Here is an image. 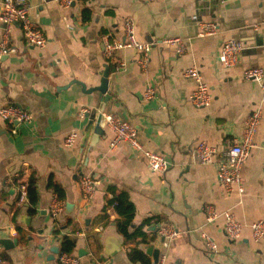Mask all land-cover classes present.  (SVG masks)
Here are the masks:
<instances>
[{
	"label": "crops",
	"instance_id": "0c3cea01",
	"mask_svg": "<svg viewBox=\"0 0 264 264\" xmlns=\"http://www.w3.org/2000/svg\"><path fill=\"white\" fill-rule=\"evenodd\" d=\"M27 1L47 42L43 48L28 44L15 24V51L0 61V107L17 104L34 116L14 126L15 132L0 116L3 264H61L65 235L76 239L73 254L82 264H144L129 252L137 248L147 261L154 260L149 248L154 244L159 250L158 229L166 224L181 231L170 243L167 264H264V237L255 241L251 228L264 219V92L259 82L243 76L245 69L264 68V0H77L70 7L59 0ZM128 17L140 41L155 42L146 70L134 48L105 55L103 35L110 32L124 40ZM202 21L215 22L219 32L201 35ZM3 34L0 21V40ZM168 38H182L186 50L178 53L176 45L162 42ZM230 38L245 48L236 66L225 67L218 57ZM193 66L212 93L206 107L191 100L197 82L185 71ZM106 68L108 96L93 89L101 85ZM148 87L156 94L145 100ZM258 106L257 146L242 168L245 194L228 193L217 177L218 162L222 151L242 138L245 122ZM82 109L113 113L137 126L144 147L163 154L171 166L153 172L145 155L126 142L112 148L114 133L106 124L93 143L100 125L97 116H81ZM72 131L79 135L67 147L65 137ZM201 141L217 149L213 163L197 159L194 150ZM82 174L97 181L90 202L83 200L79 187ZM51 178L65 195L64 211L56 219L50 213L56 193ZM31 180L37 200L20 204L17 185ZM116 196L126 197L135 208L129 237L119 230L121 217L110 205ZM210 207L219 214L212 221ZM228 209L244 224L238 240L224 230ZM202 231L215 238L218 250L206 248ZM106 242L108 249L119 244L120 251L106 255Z\"/></svg>",
	"mask_w": 264,
	"mask_h": 264
},
{
	"label": "built area",
	"instance_id": "2783aa9c",
	"mask_svg": "<svg viewBox=\"0 0 264 264\" xmlns=\"http://www.w3.org/2000/svg\"><path fill=\"white\" fill-rule=\"evenodd\" d=\"M77 0H59L63 7H70ZM0 21L4 26V34L0 40V61L5 56L15 51L11 45V31L15 24H19L22 28L23 36L28 44L43 48L46 45L47 37L44 32L36 26L31 15V5L27 0H2L0 10ZM259 25V24H258ZM125 39L116 40L110 32L103 35L104 52L107 58L119 49L134 48L140 52L138 63L143 70H146L151 57V49L155 42L140 41L137 38L135 24L132 18H126L124 22ZM219 32L218 25L212 21L200 22L201 35H214ZM162 42H167L176 45L178 53H183L186 46L182 38H168ZM244 43L235 38L227 39L222 46L219 54V61L225 67L236 66L240 62L241 54L244 50ZM125 64L120 63L119 67ZM185 75L194 78L197 86L191 95L193 104L197 107H206L212 101V93L209 85L203 80L199 69L196 66L190 67L185 71ZM243 76L247 80H255L259 82L262 91L264 92V68L251 67L245 69ZM156 91L153 87H148L144 93V99L153 98ZM89 112L88 109H82L81 116H85ZM106 126L114 133V138L111 142V147L116 146L121 142H126L130 148L137 152H141L147 159V164L150 170L157 173L166 172L171 166V161L163 154L149 150L144 147L139 138V129L127 120L121 119L113 113L102 112ZM0 116L13 127L21 122H31L34 119L33 114L17 104H6L0 107ZM262 117V108L258 106L248 116L245 122V130L242 138L235 143L229 145L222 151V158L217 165V177L222 188L231 193L237 191L240 196L245 194V186L242 177V168L249 157L251 151L257 146L255 135L258 131ZM79 133L72 131L65 137V145L73 147L76 143ZM264 147V143H263ZM194 153L197 159L205 164L213 163L217 149L205 141L197 144ZM29 183L20 182L17 185L18 202L20 204L29 201ZM79 187L82 192L83 200L90 202L97 192V181L91 175L82 174L79 178ZM65 201L59 198L57 193H54L50 204L51 216L56 219L60 213L64 211ZM208 220H215L219 214L214 212L211 207L208 209ZM225 216L224 230L227 236L232 240H238L242 237L244 224L239 221L230 209L223 212ZM253 238L255 241H260L264 237V219H258L251 224ZM181 231L171 225H163L158 229V237L164 238L160 242L159 254L156 260H152L149 264H167L169 257L170 243L179 236ZM76 234H82L77 231ZM201 237L205 242L206 248L209 251L218 250V244L215 238L206 232H201ZM4 246L0 243V264L4 263L3 258ZM59 261L61 264H82L80 256L69 253L60 252Z\"/></svg>",
	"mask_w": 264,
	"mask_h": 264
},
{
	"label": "trees",
	"instance_id": "16d2710c",
	"mask_svg": "<svg viewBox=\"0 0 264 264\" xmlns=\"http://www.w3.org/2000/svg\"><path fill=\"white\" fill-rule=\"evenodd\" d=\"M49 186L58 194L59 198L62 199L65 197V195L63 194L64 191L61 188V186L57 182H55L52 178L49 181ZM28 191H29L30 202L35 203L37 200V195H36L35 184L34 181L32 180L29 182ZM110 205L115 207V209L117 210V212L121 217L118 221L119 230L123 232V234H126L129 237L128 226L135 212L134 205L130 201H128L126 197H122V196H116L112 198L110 200ZM60 247H61V252H69L73 254V250L76 247V239L70 235H65L60 240ZM129 255H131L133 259L135 260L138 259L144 264H149L151 262V261L150 262L147 261L142 251L137 248L131 249Z\"/></svg>",
	"mask_w": 264,
	"mask_h": 264
},
{
	"label": "water",
	"instance_id": "95a60500",
	"mask_svg": "<svg viewBox=\"0 0 264 264\" xmlns=\"http://www.w3.org/2000/svg\"><path fill=\"white\" fill-rule=\"evenodd\" d=\"M108 87H109V70L108 68L105 69V72L103 73V78H102V82H101V85L99 87H96V88H93V89H97L99 91H101L103 94H106L108 96ZM102 112L103 110L101 111L100 114L97 115V112L96 110L93 111L92 113H88L87 115L90 116L92 119H95L96 116H97V122L99 123L100 125V128H96V131L93 135V143H96L98 141V138H99V135L100 134H103L104 130H102L105 126V122H104V118H103V115H102ZM164 238L162 237V240ZM109 240V242H111V238L110 239H107ZM3 243L5 244L6 247H9V241L7 240H3ZM108 244L106 242V248H105V254L108 255V256H113L115 255L116 253H118L120 251V248L121 246L119 244L117 245H111V249H108ZM152 253L154 252V260L157 259L158 257V254H159V250L158 249H155V246L154 244H151L150 245V248H149ZM59 251V250H57Z\"/></svg>",
	"mask_w": 264,
	"mask_h": 264
}]
</instances>
